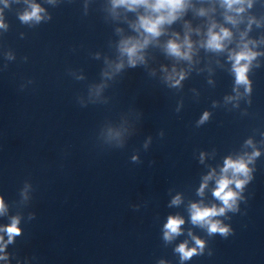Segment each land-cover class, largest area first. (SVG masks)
Segmentation results:
<instances>
[{
	"label": "clouds",
	"instance_id": "obj_1",
	"mask_svg": "<svg viewBox=\"0 0 264 264\" xmlns=\"http://www.w3.org/2000/svg\"><path fill=\"white\" fill-rule=\"evenodd\" d=\"M240 0H226V3L231 7L233 3H239ZM118 3H128L131 7L135 4H146L147 0H118ZM183 0H156V3L152 5L153 9L155 11H160L162 9H168L169 10V16L167 19L169 21L171 19H174L173 13L182 7ZM39 11L38 8L34 7L33 12L31 14H26L22 19H29L31 16L36 15V13ZM166 18L163 16L158 17L156 20H151L147 18H141V26L145 29V31L151 33L152 35H159L158 26L164 22ZM229 33L225 30L223 36L217 35V34H211L210 39L208 41V46L215 49L222 48L221 40L228 36ZM137 45H132L131 47L126 48V51L128 52L129 57H132L135 55ZM169 50L175 55H181L179 45H177L175 42L169 43ZM254 54L252 53H246L241 52L236 55V73H237V83H247L246 80V66H240L241 60H250L253 57ZM134 64V61H132ZM206 118V116L204 117ZM229 169H231L234 173L243 174L245 176L248 175V168L246 162L243 160L239 161H233L231 159H228L225 162V168L223 169L224 172H227ZM218 187L214 191V196L219 198L225 207H221L217 209L215 206L211 208H200L197 205H192V221L193 223H204L208 225V230L210 233L214 232H220L221 234H226L228 229L226 227H222L218 221L213 222L211 220V217L222 215L225 211V208L232 209L235 203L236 199V193L229 189V185L233 183V180L222 177L218 182ZM236 187L241 188L244 181H235ZM4 205L3 202L0 201V211H3ZM183 223L182 219L179 218H169V222L165 225L166 229L168 230L165 233L166 238H170L172 234H178L180 225ZM17 221H13L12 225L8 226L6 231L9 234V241H11L12 236L14 234H19V229L16 227ZM2 239V238H0ZM196 244L200 246V248H203V242L199 239L196 240ZM177 251L181 253L182 259H189L192 255L196 253V249H187L186 244H181Z\"/></svg>",
	"mask_w": 264,
	"mask_h": 264
},
{
	"label": "water",
	"instance_id": "obj_2",
	"mask_svg": "<svg viewBox=\"0 0 264 264\" xmlns=\"http://www.w3.org/2000/svg\"><path fill=\"white\" fill-rule=\"evenodd\" d=\"M258 264H264V241H263V246L260 254V259Z\"/></svg>",
	"mask_w": 264,
	"mask_h": 264
}]
</instances>
